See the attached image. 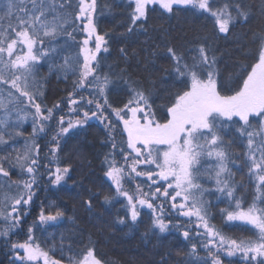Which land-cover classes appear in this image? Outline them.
Masks as SVG:
<instances>
[{"label":"snow or ice","instance_id":"snow-or-ice-1","mask_svg":"<svg viewBox=\"0 0 264 264\" xmlns=\"http://www.w3.org/2000/svg\"><path fill=\"white\" fill-rule=\"evenodd\" d=\"M131 9L128 34L147 31L150 13L169 16L182 10L206 14L226 39L237 24L253 16L242 0H126ZM110 10L98 0H0V242L10 264H105L90 240L82 251L68 255L64 239L60 256L55 243L42 246L37 231L58 225L62 209L41 204L37 220L27 226L23 241L14 240L23 228L37 191L43 166L47 181L61 187L72 179L70 164H61V141L74 130L85 131L92 120L108 130L111 151L104 157V176L113 192L103 195L105 205L119 202L123 215L116 222L130 230L151 219L152 230L178 231L190 245L191 264H264V27L252 33L250 63L238 64L234 82L220 68L219 50L205 39L186 56L166 47L171 67L162 69L171 86L163 105L157 103V84L131 80L125 70L101 71L110 51L108 32L98 26V14ZM260 15L264 16V0ZM199 39V38H198ZM75 50L72 54V50ZM125 59L128 52L120 49ZM72 80L65 117L60 102L47 106L42 68ZM118 89L127 99L122 106L110 103ZM56 119L48 164H41L38 135ZM31 123V135L23 126ZM119 128V132L117 129ZM122 137V142L117 140ZM243 147L245 175L254 189L250 201L238 193L244 185L235 179L240 170L234 147ZM119 157V159H117ZM18 170L19 179H12ZM128 185H133L129 190ZM223 201L220 218L229 229L246 231L248 237L230 236L212 221V201ZM92 194L83 206L92 213ZM167 205V208H166ZM183 217V224L167 216ZM199 249V251H198ZM68 252H71L69 244ZM203 251L204 255H200ZM161 264H168L163 259Z\"/></svg>","mask_w":264,"mask_h":264},{"label":"trees","instance_id":"trees-1","mask_svg":"<svg viewBox=\"0 0 264 264\" xmlns=\"http://www.w3.org/2000/svg\"><path fill=\"white\" fill-rule=\"evenodd\" d=\"M242 2L252 8L253 16L247 23L237 24L231 34L225 39L223 34H218L213 20L206 14L198 13L195 10H182L175 15L169 16L162 10L150 13L147 24V31H137L134 35L126 32L129 23L131 9L126 0H98L99 6L108 4L110 10H105L102 15L98 14L99 29L108 32L111 37L110 51L101 63V71L125 70L131 80L147 86L149 80L157 84V103L163 105L167 98L165 89L171 86V78H165L162 69L170 68L171 61L168 59L166 47L174 46L186 56L190 49H193L198 42L205 39L213 47L219 50L220 68L229 79V86L234 82L233 73H238V64L250 63L245 59V55L254 50L252 43V33L264 27V16L260 15L261 0H242ZM199 38V39H198ZM124 48L128 52L125 59L122 57L120 49ZM75 50H72L74 54ZM44 77V101L47 106L60 102L61 110H56L59 115L70 114L66 104L67 94L72 88V80L75 77L65 80L62 75L49 73L47 65L41 70ZM125 93L118 89L109 96L110 103L114 106H122L126 101ZM56 119L54 117L50 127L44 134L38 135L36 142L40 145L41 164H48L50 156L49 147L52 143V135L55 133ZM24 137L18 138L15 142L18 148H22V140L30 137L31 123L23 126ZM79 134L69 133L61 141V151L59 153L61 164H70L72 167V179L68 180L61 187H53L47 181L46 169L42 166L40 187L37 191V198L31 206L28 216L25 218L23 228L18 230L19 234L12 239L23 241L27 236V226L38 218L41 204L47 210L52 204L64 211L63 220L55 226H45L43 232L37 231L42 246L48 247L50 243H55V256H60V240L63 237L65 243L66 260L68 255H75L82 251L91 240L105 264H161L163 259H167L168 264H191L186 253L190 245L185 241L178 231L159 233L152 230L150 216L142 213L139 226L131 230L116 222L118 215H123L124 209L119 202L114 201L113 205H105L103 195L111 194L113 189L111 181L104 176V157L111 151V141L108 130L98 121L89 123L85 131L74 130ZM119 132V128L117 129ZM117 140L122 142V137L117 135ZM234 151L240 165V170L233 169L235 179L245 187L238 193L250 201L254 189L248 182L245 175L246 169L243 167V147L236 145ZM119 159V157H117ZM12 179H19L18 170H12ZM131 191L133 185H128ZM99 195V199H94V211L90 213L83 202L92 198V194ZM212 201L211 208L212 221L230 236L248 237L246 231L229 229L220 218L219 209L226 204L221 200L217 201L214 196L209 197ZM167 208V205H166ZM166 219L173 220L174 223H181L185 218L169 215ZM71 245V252L68 246ZM199 251V249H198ZM203 256V251H200ZM236 260L237 258H226ZM0 264H10L7 249L0 242Z\"/></svg>","mask_w":264,"mask_h":264},{"label":"rangeland","instance_id":"rangeland-1","mask_svg":"<svg viewBox=\"0 0 264 264\" xmlns=\"http://www.w3.org/2000/svg\"><path fill=\"white\" fill-rule=\"evenodd\" d=\"M69 116H73V117H74V116H75V114H74V113H70V114H68V115H67V116H65V117L67 118V117H69ZM93 121H95V120H92V121H90L89 123H91V122H93ZM96 122H97V121H96Z\"/></svg>","mask_w":264,"mask_h":264}]
</instances>
